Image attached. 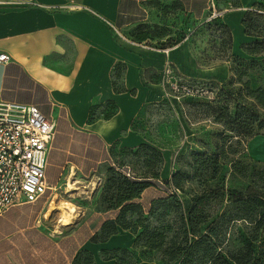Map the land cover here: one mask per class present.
<instances>
[{"label":"crops","instance_id":"obj_1","mask_svg":"<svg viewBox=\"0 0 264 264\" xmlns=\"http://www.w3.org/2000/svg\"><path fill=\"white\" fill-rule=\"evenodd\" d=\"M210 2L221 15L208 21L229 32V55L248 57L245 48L255 38L243 19L258 0H0V54L10 58L0 63V101L35 105L55 126L45 167L47 189L34 202L0 216V264H84L82 255L88 253L91 264H116L113 255L104 259L101 252L132 246L127 230L104 241L91 239L104 221L114 219L113 211L95 213L88 232H67L68 225L57 231L60 212L51 207L55 191L69 176L91 175L113 149L141 144L161 153V179L170 178L169 138L164 133L153 140L137 131L135 121L145 117L146 107L169 99L167 82L175 78L229 75L227 65L199 69L189 43H165L176 32L199 28ZM151 31L170 33L161 37ZM168 63L170 78L164 76ZM245 155L264 163V133L246 141Z\"/></svg>","mask_w":264,"mask_h":264},{"label":"rangeland","instance_id":"obj_2","mask_svg":"<svg viewBox=\"0 0 264 264\" xmlns=\"http://www.w3.org/2000/svg\"><path fill=\"white\" fill-rule=\"evenodd\" d=\"M261 4L264 6V0ZM257 14L261 16L251 17L252 26L247 33L259 43L245 48L248 57L234 58L229 55V32L222 25L213 26L208 21L209 14L201 16L200 26L195 31L184 30L176 32L174 36H167V46L185 42L193 47L199 69L227 65L229 75L216 77L214 80L182 79L211 84L214 94L211 98L183 97L176 100L169 97L167 101L146 107L145 117H139L135 121L137 131L149 134L153 140L166 134L164 136L169 138L171 148L169 173L182 170L187 177L182 183V192H174L175 198H168L171 192L162 186L143 191L137 200L142 206V212L140 215L128 217L131 222L139 220L135 232L132 229L129 231L133 241L144 224H149L165 238L170 236L176 225L175 209L178 204L185 211L192 197L205 192L214 198L209 209L210 220L219 218L222 238L228 247L238 248L248 241L252 233L251 224L237 220L245 217L246 210L237 207L232 200L248 194L264 198V163L254 162L245 155L246 141L264 133V126L258 128L259 122L264 124V108H261L251 94L257 88H264V14ZM148 33L163 37L170 32ZM217 42L223 46L219 48ZM247 49H254L255 53L249 54ZM239 107H245L251 113L257 114L258 120H253L244 112H240L236 118ZM162 162L139 146L116 148L113 149L110 159L99 165L91 175L69 176L56 188L55 199L51 205L52 208L55 205L60 212L56 216V230L59 231L60 226L68 225L65 230L67 232H88L94 226L91 223L94 214L107 212L104 211L108 204L105 198L110 194L109 182L116 174L142 178L155 170L159 180H162ZM235 162L238 164L233 165ZM241 170L246 171L245 176ZM217 187L222 189H216ZM158 199H165V202L149 215L148 208ZM258 235L259 239L254 247L264 246V230L258 232ZM109 255L115 257L116 264H138L143 261L164 264L158 260L157 252L146 247L144 241L137 245L132 244L130 248H119L113 253L102 254L101 257L105 259ZM88 259L91 257L88 256ZM85 260L87 257L82 255L81 262Z\"/></svg>","mask_w":264,"mask_h":264},{"label":"trees","instance_id":"obj_3","mask_svg":"<svg viewBox=\"0 0 264 264\" xmlns=\"http://www.w3.org/2000/svg\"><path fill=\"white\" fill-rule=\"evenodd\" d=\"M262 0L254 6V10L250 14H246L243 19V25L248 31L252 26V16L260 17L264 14V6ZM258 40L252 41L247 45H257ZM249 54L255 53L254 49H247ZM253 55V54H252ZM238 58V57H234ZM257 103L264 108V88H257L251 91ZM244 112L248 114L253 120H258V115L251 113L245 107H239L236 118L239 113ZM264 124L259 122L258 128H262ZM140 148L150 152L156 160L162 162L161 153L155 148L141 144ZM235 162L233 165H237ZM243 171V170H241ZM246 171H243L245 176ZM187 175L184 171L178 170L171 174L168 180H159L158 172L151 170L149 176L142 178L122 174H116V177L109 182L108 190L110 194L105 198L108 204L104 211H115V217L112 220L104 221L98 233L91 239L104 241L111 234L117 233L118 230H127L135 232L138 228L139 220L131 222L128 220L129 216L140 215L142 206L137 202L144 190L150 187L162 186L166 191H170L171 195L168 198H175L174 192H182V183ZM221 190L222 188L217 187ZM214 200L208 193L198 194L192 197L188 209L183 211L178 204L175 209L176 225L172 228L170 236L165 238L149 224L141 226V231L135 233L133 244L144 241L145 246L150 250H155L158 255V260L164 264H264V246L259 245L254 247V243L259 239L258 232L264 230V198L248 194L241 198H234L232 203L237 207H242L246 210L245 217H240L237 220H244L251 224L252 233L248 241L244 242L238 248L230 249L227 242L223 240L221 233V224L219 218L211 219L209 212L210 204ZM165 199H158L152 202L148 208L149 215H152L156 208L160 206ZM157 204V206H155ZM250 221H247V220ZM118 250V249H117ZM101 254H105L104 251ZM88 256L91 255L88 253ZM78 255L75 260H79ZM83 262L84 264H91V259Z\"/></svg>","mask_w":264,"mask_h":264},{"label":"built area","instance_id":"obj_4","mask_svg":"<svg viewBox=\"0 0 264 264\" xmlns=\"http://www.w3.org/2000/svg\"><path fill=\"white\" fill-rule=\"evenodd\" d=\"M221 11L210 2V19H216ZM124 41L145 49L152 46ZM163 53L168 48L162 49ZM9 56L0 54V63L9 61ZM173 75L168 63L164 76ZM171 98H211L213 86L207 83L190 82L175 78L167 82ZM55 126L41 111L31 104L0 101V216L10 207L32 203L47 189L45 167L49 146L54 138Z\"/></svg>","mask_w":264,"mask_h":264}]
</instances>
